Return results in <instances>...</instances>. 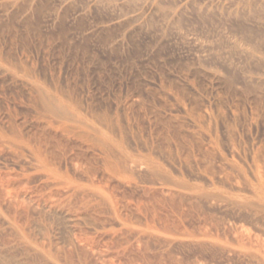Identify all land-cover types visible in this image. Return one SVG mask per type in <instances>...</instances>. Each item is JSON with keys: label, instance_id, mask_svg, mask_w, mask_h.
<instances>
[{"label": "rangeland", "instance_id": "obj_1", "mask_svg": "<svg viewBox=\"0 0 264 264\" xmlns=\"http://www.w3.org/2000/svg\"><path fill=\"white\" fill-rule=\"evenodd\" d=\"M0 264H264V0H0Z\"/></svg>", "mask_w": 264, "mask_h": 264}]
</instances>
